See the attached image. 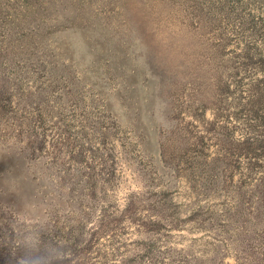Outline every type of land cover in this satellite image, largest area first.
Listing matches in <instances>:
<instances>
[{
  "label": "rangeland",
  "instance_id": "rangeland-1",
  "mask_svg": "<svg viewBox=\"0 0 264 264\" xmlns=\"http://www.w3.org/2000/svg\"><path fill=\"white\" fill-rule=\"evenodd\" d=\"M22 252L264 264V0H0V264Z\"/></svg>",
  "mask_w": 264,
  "mask_h": 264
},
{
  "label": "clouds",
  "instance_id": "clouds-1",
  "mask_svg": "<svg viewBox=\"0 0 264 264\" xmlns=\"http://www.w3.org/2000/svg\"><path fill=\"white\" fill-rule=\"evenodd\" d=\"M15 256V253H13ZM16 264H32V258L27 252H22L20 255L15 256Z\"/></svg>",
  "mask_w": 264,
  "mask_h": 264
}]
</instances>
